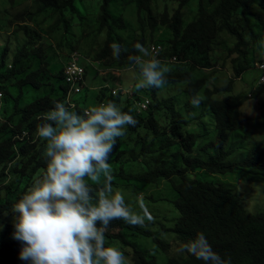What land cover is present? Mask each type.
Segmentation results:
<instances>
[{
    "label": "trees",
    "instance_id": "obj_1",
    "mask_svg": "<svg viewBox=\"0 0 264 264\" xmlns=\"http://www.w3.org/2000/svg\"><path fill=\"white\" fill-rule=\"evenodd\" d=\"M96 1L99 2L98 16L84 13L85 0H33L36 8L27 7L9 21L5 7L17 5L18 1L0 0V11L5 15L0 17V32L9 30L17 22L14 32L25 37L24 43L12 53V42L7 38L0 55V264H30L20 259L23 244L14 238L16 214L11 207L46 169L43 156L46 142L36 135L37 125L42 123L39 117L51 109L55 101L64 102L67 94L64 64L52 63L46 34L63 29L69 54L79 51L91 56L83 50L79 39L73 42L69 36L73 27L84 36L103 37V47L98 49L93 61L100 62L105 70L122 71L123 77L126 73L134 74L125 72L129 68L139 75L128 57L138 54L134 47L137 42L145 47L154 42V34L161 28L170 34L157 41L165 46L161 58L176 56L179 60L172 64L162 61L170 69L162 88L134 90L131 97L120 92L113 96L116 77L112 72L107 79L110 82L106 80L108 86L102 82L98 92L86 90L78 95L77 107L71 110L82 114L89 106L109 101L123 111L131 109L138 123L135 127H126V135L117 139L109 157L113 186L128 189L139 183L170 179L176 191L174 196L165 198L176 209L174 223L164 226L165 231L174 235V240L159 237L151 224L141 228L114 220L105 233L106 241L130 247L128 253L133 264H204L188 252L161 263L142 244L130 238L131 233L151 237L161 252H169L174 242L185 244L203 232L212 248L229 264H264V213L248 212L235 185L193 175L201 170L226 175L249 168L264 173V149L259 142H255L244 159L226 162L232 153L227 143L233 132L242 130L241 106L250 97L247 92L236 90L234 85L253 67L256 55L252 45L264 40L262 15L252 13L257 18L253 24L250 14L245 12L248 0H198L197 8L191 7L192 0H130L134 2L139 28L126 42L119 31H125L127 25L114 7L118 2L128 4L129 0ZM159 1L163 2L162 7ZM187 12L193 15L187 18ZM40 16L57 22L43 30L37 26ZM93 23H97L96 28L86 33L85 24ZM224 33L237 39L234 45L222 37ZM114 42L127 49L118 60L112 56L110 48ZM217 45H223L231 57L232 76L226 84L211 88L207 86L209 77L205 72L217 67ZM260 55L264 61V49ZM67 59L64 57L65 62ZM97 71L87 64V75L95 76ZM129 83L124 78L121 80L125 88ZM261 92H264L262 85L254 97ZM195 95L201 98L198 107L191 104ZM143 96L151 102L146 111L139 113L136 101ZM183 100L185 104L181 106ZM207 115L214 119L216 137L204 147L203 135L185 128ZM24 132L27 135L20 139ZM197 149L206 151L208 156L196 154ZM176 177H180V181Z\"/></svg>",
    "mask_w": 264,
    "mask_h": 264
},
{
    "label": "clouds",
    "instance_id": "obj_2",
    "mask_svg": "<svg viewBox=\"0 0 264 264\" xmlns=\"http://www.w3.org/2000/svg\"><path fill=\"white\" fill-rule=\"evenodd\" d=\"M247 9L246 14H250L255 24L257 18L252 13L263 17L264 0H248ZM157 46L161 49L155 55L152 48ZM134 47L138 54L128 59L138 70V80L127 88L121 85V81L113 83L112 89H117V94L120 92L129 97L134 90L162 88L167 83L166 73L170 69L162 61L179 63L176 56L161 58L165 46L155 40L148 47L139 42ZM110 48L117 60L122 52L127 51L115 42ZM73 57L84 69L81 91L74 94L70 93L65 73ZM256 63L264 61L255 60L253 63L259 72L258 82L264 86L260 83L261 70ZM87 64L93 65L98 71L99 67L104 69L100 62L93 61L79 51L69 54L63 67L64 85L67 87L65 101H55L54 106L39 117L42 123L36 128L38 138L46 142L43 152L46 169L11 207V211L16 214L13 217L14 238L23 244L20 259L30 264H129L124 251L106 241L105 233L109 225L114 220H122L130 226L148 228L156 220L142 195L137 196V207L134 208L126 201L124 193L113 186L114 175L109 157L117 139L126 135V127H135L138 123L131 114L132 110L123 111L116 103L109 101L89 106L82 114L71 111L77 107L78 95L86 93V90L101 88L93 87V83L90 84L92 89L89 87ZM108 71H115V75L122 72ZM105 84L109 85L107 82ZM0 94L1 98V91ZM141 98L136 101L139 113L146 111L151 102L147 96ZM146 100L149 101L148 108L142 110L138 104ZM70 103L75 106L71 107ZM200 103L201 98L193 96L191 104L198 107ZM22 135L20 139L27 134L24 132ZM180 250L190 253L204 264H229L212 248L203 232L197 233Z\"/></svg>",
    "mask_w": 264,
    "mask_h": 264
},
{
    "label": "rangeland",
    "instance_id": "obj_3",
    "mask_svg": "<svg viewBox=\"0 0 264 264\" xmlns=\"http://www.w3.org/2000/svg\"><path fill=\"white\" fill-rule=\"evenodd\" d=\"M17 5H8L5 8L8 10V19L9 21L13 20L14 15L19 12H22L25 8L29 7L30 9L36 8L37 4H34L33 0H17ZM126 4V5H125ZM160 7H162L163 2L159 1ZM198 0H192L191 7L197 8ZM134 2L130 1L118 2L114 7L116 12L121 19L126 23L127 29L125 31H119L122 38L126 39V42L130 40V36L136 35V30H138V21L134 10ZM257 6V4H255ZM83 7L85 8L84 13L88 16H98L99 15V2L96 0H85ZM115 11V10H114ZM264 12V9H263ZM187 18H190L193 14L187 12ZM0 17L4 18L5 15L0 11ZM44 18L46 21H44ZM264 20V15H263ZM56 19H51L50 17L40 16L38 18V24L40 28L43 30H47L50 26L56 24ZM9 25V24H8ZM15 25L14 23L10 29L5 30L4 32H0V55L5 47L6 39L12 42L11 53L17 50L20 45H22L25 41V37L22 33L16 34L14 32ZM61 27V24L59 25ZM97 26V23H93L91 25L84 26V30L86 33L91 32ZM264 26V21H263ZM66 33L63 29L50 31L46 34V47H49L48 55L52 58V63L57 64H66L64 61V57H68L69 50L65 44L64 35ZM147 38L150 36V32L146 33ZM73 42L77 39L80 41V45L82 46L85 52L90 53V58L92 60L95 54L98 52V49H101L104 44V38L98 35V37H94L93 34L90 36H84L81 34L77 27H73L70 30L69 35ZM170 36L169 33L163 28H161L158 32L154 34V40L158 41L163 37ZM222 37H226L229 44L234 45L236 38L228 35L227 33L222 34ZM125 45V44H123ZM255 50L256 59L261 60V53L264 49V40L259 41L252 45ZM263 46V47H262ZM215 55L217 56V67L213 70H207L205 73L209 77L207 86L213 87L219 84H226L230 77L232 76V63L231 57L225 47L223 45H217L215 50ZM228 55V56H227ZM235 55V54H234ZM100 71L97 72L96 76H92V74L88 75L87 83L89 87H91V83H94L96 79L100 82H105L109 78V75L112 74L110 71H105L101 67ZM113 71V70H112ZM132 71V69H131ZM115 72V71H114ZM134 74L130 75L126 73V75L121 74L119 72L115 75V79L113 83L117 84L124 78L126 81L129 80L132 84L138 80L139 75L133 70ZM258 69L255 67H251L246 70L240 79L235 82L236 90H243L249 94V99H247L244 104L241 106V114H242V130L238 132H233L231 134L230 140L227 143V149L232 153L226 159L227 163H231L233 161H239L244 159L249 151L254 147L255 142H259L262 144L264 149V92H261L256 98L254 97V93L261 87L258 82ZM133 76V77H132ZM107 82H110L107 80ZM94 87V85H92ZM92 89V87H91ZM92 91H99L98 89H92ZM91 93H89V97H91ZM185 104V100H183L181 106ZM214 120V119H213ZM210 116L203 119H196L190 127H186L185 130L189 131L190 129L197 130L203 137H201V144L205 147L208 143L212 142L216 137V130L214 121ZM196 154H200L202 156H208L206 151H202L200 149L195 150ZM241 171L234 174H216L209 173L207 171H197L193 172V175L198 178H207L209 180H213L216 182L229 183L236 186L239 195L242 200V204L246 208V210L252 214L264 213V173L257 170L256 168L249 169H239ZM176 180L180 181V177H176ZM121 190L127 202L131 203L134 208L135 201L138 195H142L145 199V202L150 208L152 214L156 217L155 223L151 224L152 229L158 234L159 237L164 238L166 240H174V235L172 233H168L164 230V226L170 227L174 223L176 209L172 205H170L165 198L167 196L175 195V188L173 185V181L170 179H161L156 183H139L133 186L132 188L126 189L125 187L117 188ZM153 198H162L161 200L155 201ZM138 210V208H137ZM177 215V214H176ZM130 238L134 241L142 244L147 251H149L152 255L158 257L161 263H165L172 256H181L186 254V251H181V247L183 246L182 242H174L173 247L169 250V252H161L160 248H158L157 244L153 241V238L147 237L141 234H130ZM112 245L120 248L124 251L129 264H133V258L131 254L128 252L131 250L130 247L123 248L120 242H114Z\"/></svg>",
    "mask_w": 264,
    "mask_h": 264
},
{
    "label": "built area",
    "instance_id": "obj_4",
    "mask_svg": "<svg viewBox=\"0 0 264 264\" xmlns=\"http://www.w3.org/2000/svg\"><path fill=\"white\" fill-rule=\"evenodd\" d=\"M161 47L157 46V47H153L152 51L153 54L158 55L159 51H160ZM77 58L73 57L72 62L67 66L66 68V81L67 83L70 85V93L72 92L74 93H79L81 91V84L83 83L84 79V69L82 67H80L77 64ZM256 65L258 66V68L261 70V75H260V83H262L264 85V63H256ZM117 89L113 90L112 93L114 95L117 94ZM1 96V94H0ZM71 107H74L75 104L74 103H70ZM142 110H146L148 108L149 105V101L146 100L144 102H141L138 104Z\"/></svg>",
    "mask_w": 264,
    "mask_h": 264
},
{
    "label": "crops",
    "instance_id": "obj_5",
    "mask_svg": "<svg viewBox=\"0 0 264 264\" xmlns=\"http://www.w3.org/2000/svg\"><path fill=\"white\" fill-rule=\"evenodd\" d=\"M101 84H102V82H101V81L99 82L98 80H96V81L93 83L94 87H100Z\"/></svg>",
    "mask_w": 264,
    "mask_h": 264
}]
</instances>
